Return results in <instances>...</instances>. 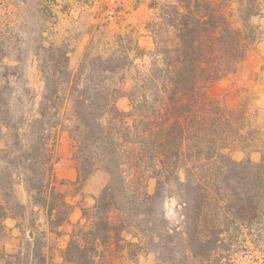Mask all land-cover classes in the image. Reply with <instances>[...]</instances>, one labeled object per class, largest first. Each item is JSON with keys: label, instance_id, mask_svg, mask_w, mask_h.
Wrapping results in <instances>:
<instances>
[{"label": "trees", "instance_id": "trees-1", "mask_svg": "<svg viewBox=\"0 0 264 264\" xmlns=\"http://www.w3.org/2000/svg\"><path fill=\"white\" fill-rule=\"evenodd\" d=\"M233 5L234 0L151 5L154 15L144 26L151 50L139 45L133 31L116 34L114 49L105 43L92 54L90 48L75 72L66 45L49 43L42 29L43 87L34 91L22 83L16 100L23 95L34 107L17 122L10 119V83L21 78L20 60L9 65L1 55L0 138L3 128L10 138L0 148V235L6 217L23 219L28 209L15 194L17 182L31 204L46 209L51 227L67 220L72 206L53 184L52 130L60 126L72 142L75 189L98 169L109 175L92 205L81 208L83 220L71 229L64 264L136 262L149 252L156 264H232L248 242L257 247L264 229V152L251 162L234 160L230 151L252 150L260 132L252 128L245 103L230 108L208 94L211 85L238 70L260 39L252 17L264 10V0ZM126 81L130 86L123 89ZM122 98L127 109L118 106ZM170 198L175 217L164 209Z\"/></svg>", "mask_w": 264, "mask_h": 264}, {"label": "rangeland", "instance_id": "rangeland-1", "mask_svg": "<svg viewBox=\"0 0 264 264\" xmlns=\"http://www.w3.org/2000/svg\"><path fill=\"white\" fill-rule=\"evenodd\" d=\"M164 0H0V57L5 54L3 63L15 65L16 59L20 60L18 72L21 78H13L10 87L14 91V100L10 105L11 122L19 121L20 116L26 117L33 112V104L26 102V97L22 95V101L16 98L21 92L24 81L34 91H40L43 83L40 79L38 65L41 63L42 52L39 49V34L45 29L44 35L49 43L56 46L65 44L69 49V68L72 72L77 70L79 63L90 48L97 50L104 47L114 49L116 34H124L133 31V38L137 39L139 45L146 51L153 48L152 39L146 35L145 24L151 20L155 9L151 5L162 3ZM243 0H234L233 7ZM260 14L252 17V21L259 26L264 21V11L260 7ZM48 43H46L47 45ZM38 47V48H37ZM253 48L251 46L249 49ZM132 55V53H131ZM0 72L2 68L0 66ZM130 82L126 81L122 86L127 89ZM208 94L217 99H221L230 108H237L245 103L248 118L252 128L260 132L258 140L250 147L252 150L235 148L230 151V156L234 160H247L258 162L264 152V126L257 123L256 112L253 111L251 103L254 95L247 91L241 82L238 73L214 83L209 87ZM210 91V92H209ZM121 109H127V99L122 98L118 102ZM57 134L53 148V156L56 162L64 168H71L74 165L72 160V142L68 132L57 126L52 130ZM0 148H4L2 139L10 138L9 132L4 128L1 130ZM255 152V153H250ZM109 175L102 169H98L90 176L92 188L100 187L107 183ZM155 180L150 177L147 179V189L149 192L154 190ZM102 187V188H103ZM74 185H69L68 190L72 193ZM100 192V191H99ZM98 192V193H99ZM97 193V194H98ZM96 194V195H97ZM90 192L83 194L80 199V207L92 205L94 199ZM85 197V198H84ZM92 197V198H91ZM164 209L167 215L175 217L177 206L174 198L165 200ZM25 223L33 225L31 209H27ZM26 224V225H27ZM261 243L254 247L248 242L249 246L242 248L232 264H264V229ZM38 251H34V253ZM25 253L19 258L20 264H33V259ZM31 258V260H30ZM113 264H156L153 252L140 254L136 263L129 258H116Z\"/></svg>", "mask_w": 264, "mask_h": 264}, {"label": "crops", "instance_id": "crops-1", "mask_svg": "<svg viewBox=\"0 0 264 264\" xmlns=\"http://www.w3.org/2000/svg\"><path fill=\"white\" fill-rule=\"evenodd\" d=\"M146 35L149 36L147 33ZM252 46L253 48L248 50L243 63L236 73L239 72L242 84L247 91L254 95L251 107L256 112L257 123L264 126V21L260 25V39ZM53 174L57 179L53 184L57 190L65 194L66 201L72 206L67 220L57 227H51L46 209L42 206L31 204L24 185L21 182H17L14 185L15 194L20 202L27 204L28 209L33 211V225L17 226V223L25 220L27 215H24L23 219L12 217L4 219L3 223L6 229L0 235V264H20L19 258L23 257L25 253L28 257H31L34 251L39 252L40 261L32 258L33 264H64L63 252L71 229L76 222L83 220L81 218L80 199L87 192L96 195L103 185L95 187L94 191V188L90 185L89 177L81 189H74L71 193L68 190V186L72 185L71 183L76 179V169L74 165L71 168H64L54 158Z\"/></svg>", "mask_w": 264, "mask_h": 264}]
</instances>
